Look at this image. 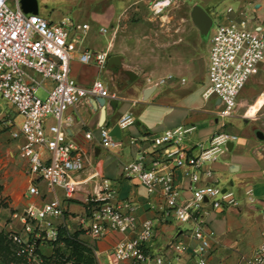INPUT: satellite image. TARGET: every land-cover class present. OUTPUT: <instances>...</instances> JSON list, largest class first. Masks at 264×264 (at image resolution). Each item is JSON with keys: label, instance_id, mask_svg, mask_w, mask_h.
I'll list each match as a JSON object with an SVG mask.
<instances>
[{"label": "built area", "instance_id": "2783aa9c", "mask_svg": "<svg viewBox=\"0 0 264 264\" xmlns=\"http://www.w3.org/2000/svg\"><path fill=\"white\" fill-rule=\"evenodd\" d=\"M232 13L234 9L227 8L224 20L211 28L208 83L203 92L204 99L212 98L217 102V118L222 120V126L235 115L241 90L264 63V28L251 26L243 11H238L236 16ZM67 21L53 23L40 13L24 12L20 0H0V130L4 123L11 138L21 140L19 150L27 161V193L31 196L40 195L39 182L49 190L63 189L66 197L72 196L79 185L77 173L84 169L89 158L67 140L66 110L88 98L103 97L106 105L118 98L101 79L85 86L71 77L72 47ZM108 58V52L84 50L78 54L81 62H93L99 67H104ZM173 79L174 76L168 74L146 81L157 87ZM180 82H185V78ZM40 89L46 95L44 99L37 94ZM242 116L249 118L247 113ZM134 122L132 114L127 112L117 125L121 131ZM195 128V125H180L153 137L151 144L163 159L160 166L157 161L148 163L145 156L139 154L123 165L122 173L136 179L150 193L160 189L163 216L172 218L178 229H185L197 241L191 248L194 264H208L214 233L208 227L207 216L213 211L237 206L241 201L234 191L218 185L212 164L228 151L227 144L234 143L238 136L227 131L217 132L209 137L207 144L197 145L195 151L184 144ZM90 136L88 133L87 137ZM137 141L136 137L129 139L130 144ZM99 142L110 150L123 145L122 137L112 135L111 128L105 124L100 126ZM167 163L172 168H166ZM174 168H182L190 181L186 198H181ZM89 179L99 180L98 189L88 192L85 198L88 205L85 217L93 237L99 238L108 230L135 233L132 239L123 240L114 247L110 253L112 263L132 260L142 264H169L162 255L151 256L144 251L145 243L154 236L153 221L139 222L134 203L116 201V188L109 179L98 173H93ZM244 198L251 205L261 204L253 187L245 189ZM65 213L58 198L28 204L20 217L22 232L11 233L9 237L15 254L20 257L10 264H55L50 263L51 254L45 255L42 247L48 245L53 250L60 244L56 220L63 218ZM262 220L264 222V212ZM173 249L179 259L189 246L182 240H175ZM251 261L264 264V231L263 241Z\"/></svg>", "mask_w": 264, "mask_h": 264}, {"label": "crops", "instance_id": "0c3cea01", "mask_svg": "<svg viewBox=\"0 0 264 264\" xmlns=\"http://www.w3.org/2000/svg\"><path fill=\"white\" fill-rule=\"evenodd\" d=\"M167 1L158 0L156 7L162 8ZM132 0H101L99 15L111 24L108 43L91 50L81 42L88 36L89 26L83 27L67 16L53 23L68 19L70 29V75L81 85H90L95 79H103L107 87L117 94L115 109L107 106L105 120L100 121V109L90 98L84 99L69 107L64 117L68 119L67 140L88 156L85 167L77 173L79 182L76 191L66 197L61 188L49 190L47 186L39 196H31L28 204H40L44 201L58 198L64 209L65 216L56 220L59 226H65L69 232H79L78 238L84 241L94 252L97 264H113L110 253L121 241L132 239L134 232L122 233L108 230L99 238L91 234L85 213L88 210L85 198L88 192L98 189V179H89L93 173L109 179L116 188V201H131L136 205L135 215L139 222L150 219L154 224V236L144 245V251L149 255H162L169 264H194L191 248L197 241L192 239L185 229H178L175 221L163 216L164 202L160 189L150 193L136 179L126 177L122 173L123 165L139 154H143L148 163L157 161L160 166L163 159L152 144V138L167 129L180 125H195V129L185 140L187 148L207 144L210 136L217 132L227 131L238 136L233 148L223 153L218 161L212 164L214 178L218 185L222 183L236 193L240 204L224 211H213L207 216V223L213 231L208 264H252V256L263 241L264 222V119L250 121L243 118L242 112H248L251 105L263 98L260 91L249 97L238 96V106L229 125L222 126V120L217 118V102L214 99H204L203 92L208 83L206 67L204 75H199L195 58L196 49L203 46V37L193 23V38H181L173 51L153 44L147 38L127 35L123 30L118 33V21L121 15L130 7ZM196 4L211 14L214 13L223 21L226 10L234 9L232 16L243 11L255 27L264 28V0H196ZM48 19V18H47ZM103 29V28H102ZM126 30V28H124ZM183 30H187L185 27ZM192 30V29H191ZM102 31V30H101ZM103 32V31H102ZM185 43H182L184 42ZM169 46V45H166ZM171 46H169L170 48ZM165 48V45H164ZM84 50L92 52H108L109 57L118 55L120 59L112 64L99 67L95 63H83L78 54ZM167 52L171 53L168 54ZM109 59V58H108ZM129 72H131L129 74ZM172 74L174 79L155 87L149 93L146 89L152 87L147 78L157 79ZM260 87L264 77V63L260 64L252 76ZM142 78L141 81L137 80ZM185 78V82H180ZM251 79V78H250ZM249 79V80H250ZM206 80V84H205ZM248 80V81H249ZM245 87V86H244ZM131 113L135 122L120 131L122 147L110 150L99 142L101 124L108 123L110 128L117 125L125 113ZM50 122H53L50 119ZM258 132L260 135H258ZM91 136L88 138L87 134ZM130 137L138 138L135 144H130ZM19 150L21 140H14ZM20 151V150H19ZM166 168H172L170 163ZM177 187L181 190V198L189 196V179L182 168L173 169ZM253 187L261 204L251 205L244 198V191ZM43 197V198H42ZM175 240H182L189 249L180 258L173 249ZM43 252L51 254L50 246L44 245ZM115 264H142L132 260H124Z\"/></svg>", "mask_w": 264, "mask_h": 264}, {"label": "rangeland", "instance_id": "374dc122", "mask_svg": "<svg viewBox=\"0 0 264 264\" xmlns=\"http://www.w3.org/2000/svg\"><path fill=\"white\" fill-rule=\"evenodd\" d=\"M37 1L40 15L48 18L50 21H56L61 17L67 16L78 22L81 27H83L84 24H88L89 33L81 42L82 45L88 46L92 50L95 47L105 46L108 43L110 32L104 33L101 29H109L111 24L99 15L98 8L101 0ZM157 1L158 0H132L130 7H128L119 18L118 33L123 30L127 35L150 39L153 44L160 45L162 50L167 49V51L171 52L173 51V47L178 45L176 41H179V39L193 38V21L190 13L192 7L196 5V0H168L167 4L162 9L160 6L156 7ZM210 15L213 18L214 24L219 22V18L216 17L214 13ZM185 27H187V30H183ZM124 28H126V30ZM110 30L111 29H109V31ZM209 36L207 38L203 37V46H199L196 49L198 55L195 61L200 76L205 73ZM182 43H185V41ZM166 45L171 47L169 48V46ZM167 53L171 54L169 52ZM137 80L141 81L142 78H138ZM255 82L256 79L251 77L246 83L242 94H246L247 97L255 95L259 91L260 95L264 94V77L262 78L260 87ZM37 94L42 99L46 96L41 89L37 91ZM262 101L263 98H260L257 104L250 106L247 112V116L249 117L247 118L248 120L254 121L255 119H264V105L261 107L259 114L256 115ZM246 110L242 112V115L246 113ZM231 118L227 120L228 125ZM19 119L18 117V120ZM1 128L0 231H2L10 241L9 237L11 233L22 232L23 225L20 217L23 209L28 205L27 200L31 196H28L27 193L29 183L26 173V158L21 154L15 141L11 138L9 128H5L4 123L1 125ZM45 186L43 182H39V189L44 190ZM219 186L222 187V183ZM11 245V251L14 252L13 244L11 243ZM45 255H47V252H45ZM0 264L5 263L0 262Z\"/></svg>", "mask_w": 264, "mask_h": 264}, {"label": "trees", "instance_id": "16d2710c", "mask_svg": "<svg viewBox=\"0 0 264 264\" xmlns=\"http://www.w3.org/2000/svg\"><path fill=\"white\" fill-rule=\"evenodd\" d=\"M88 209V205H87ZM79 232H69L65 226H59V242L55 246L51 255L48 257L50 263L67 264H97L93 250L81 239L78 238ZM12 245L7 236L0 231V262L10 264L12 261L19 260L13 251Z\"/></svg>", "mask_w": 264, "mask_h": 264}, {"label": "water", "instance_id": "95a60500", "mask_svg": "<svg viewBox=\"0 0 264 264\" xmlns=\"http://www.w3.org/2000/svg\"><path fill=\"white\" fill-rule=\"evenodd\" d=\"M21 7L26 13H33V14H38L39 13V5L37 0H20ZM191 18L194 23V25L198 28L200 34L202 37H208L209 33L211 31V28L213 27V18L209 13H207L203 7L200 5L196 4L192 7L191 10ZM120 59V56L115 55L111 56L108 59V64L112 65L116 63ZM131 72H129L130 74ZM155 86L149 87L146 89V93H149L151 90H154ZM91 101L96 105L97 108L100 109V121L103 123L105 120V111H106V106L111 107L112 109H115L117 106V100H110L107 102L106 105V99L103 97H97V98H90ZM105 126H109L108 123L105 124ZM111 134L120 137V130L118 125H114L111 128ZM258 135L259 132H258ZM228 150L230 151L233 148V143L229 142L227 144Z\"/></svg>", "mask_w": 264, "mask_h": 264}]
</instances>
